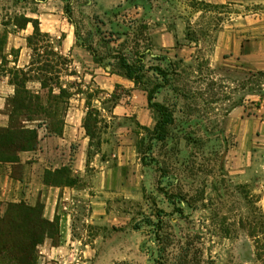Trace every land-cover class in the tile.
<instances>
[{"label":"rangeland","instance_id":"rangeland-1","mask_svg":"<svg viewBox=\"0 0 264 264\" xmlns=\"http://www.w3.org/2000/svg\"><path fill=\"white\" fill-rule=\"evenodd\" d=\"M20 17L38 20L42 32L55 26L49 35L57 48L70 28L71 44L82 50L74 56L80 73L60 82L81 83L83 93L72 88L57 118L80 101L86 108V92L96 94L92 105L108 116L111 95L134 110L97 126L98 138L106 140L100 158L116 163L112 151L127 147L136 177L126 195L105 199L104 225L88 222L96 193L94 139L81 181L90 196L73 204L77 258L83 264H253L254 246L240 222L253 219L256 208L264 212V131L248 135L249 118L264 100V0H0V94L7 69L31 59L26 38L33 26L17 28L13 21ZM85 45L103 58L100 64ZM243 46L252 54L239 59ZM140 56V82L115 84L105 95L98 81L106 73L123 76L120 58L131 63ZM153 88V101L173 114L163 141L152 135L159 119L147 102ZM0 111H7L1 99ZM34 119L51 122L43 114ZM24 120L18 116L14 124ZM5 208L0 205L2 213Z\"/></svg>","mask_w":264,"mask_h":264},{"label":"trees","instance_id":"trees-1","mask_svg":"<svg viewBox=\"0 0 264 264\" xmlns=\"http://www.w3.org/2000/svg\"><path fill=\"white\" fill-rule=\"evenodd\" d=\"M44 2L45 0H39ZM206 7H216L205 3ZM68 20L72 22L71 17L66 13ZM28 23H32V33L27 36L26 44L31 50V59L29 64L19 67L16 64L7 69L8 81L14 86V94L11 98V111L9 114L8 127L0 131V162H14L18 160L17 154L21 151H32L37 148L38 131L41 125L36 127H25L14 124L18 116H24L27 121H33L34 118L43 114L51 122L46 124L48 133L62 135L63 118H57L60 105H67L73 96L72 88L77 92L83 93L82 84L76 81L63 86L60 78L64 75H77L76 71L71 69V59L67 55L60 53L56 45L51 40L49 34L44 33L39 28L38 20L27 17L15 18L13 24L19 28H26ZM76 42H77V32ZM5 44V37L0 38V52ZM85 47L94 62L100 64L102 57H98L92 46ZM139 57L134 62H127L124 58L119 59V66L122 69L123 76L138 84L142 79L143 63ZM2 58V57H1ZM4 60V57L2 58ZM161 74V69L156 68ZM264 75V72H259ZM36 81L40 89L45 91V98L40 92H34L27 87V83ZM101 91V90H100ZM155 89L147 93V102L150 108H153L159 114L152 135L158 141H163L167 135V127L173 123V114L169 108L159 102H154ZM86 95V113L83 119V128L89 138L88 158L92 154V145L97 136V126L106 118L101 111L92 105V99L96 94L89 92ZM112 104L116 103V97L110 96ZM259 106L257 105V108ZM112 117V116H111ZM102 142L106 140H97L98 151ZM44 183L50 186H68L72 187L79 184V179L71 176V169L68 166L44 171ZM1 205V203H0ZM257 209L255 217L251 220H241V227L246 229L254 246L253 264H264V212ZM43 206L37 203L35 206H29L25 202L8 203L5 211L0 209V264H37L36 247L45 238H55L57 234L58 217L53 220H47L42 215Z\"/></svg>","mask_w":264,"mask_h":264},{"label":"crops","instance_id":"crops-1","mask_svg":"<svg viewBox=\"0 0 264 264\" xmlns=\"http://www.w3.org/2000/svg\"><path fill=\"white\" fill-rule=\"evenodd\" d=\"M39 28L41 23H39ZM59 25V24H58ZM64 30V27L59 26ZM40 30H42L40 28ZM56 27L46 29L44 33L54 34ZM66 36L58 44V50L63 55L74 58L75 54L81 55V49L73 47L71 44L74 34L70 28L66 30ZM247 46L242 47V52L238 54L239 59L252 54L248 51ZM93 61V60H92ZM24 62L23 66L29 64ZM94 62V61H93ZM72 69L76 73H80L82 68L74 58L72 61ZM93 81H97L98 76L95 74L100 67L93 69ZM105 80H99L100 88L104 90V94L109 96L114 89L115 84L129 83L130 81L123 78L122 75L109 74ZM127 81V82H126ZM31 82V81H30ZM36 82V81H32ZM38 83V82H36ZM5 84V83H4ZM5 91L0 94L1 102L7 107L6 113L0 111V131L8 127L9 114L11 111V98L14 94V86L6 82ZM28 87V85H27ZM29 88V87H28ZM30 89V88H29ZM40 86L36 87V91L40 92ZM33 91V90H32ZM106 119L119 117L121 114L127 115L133 113L134 110L128 105L120 103L112 104L107 110L111 116L105 112V108H98ZM145 111H148L144 108ZM105 112V113H104ZM86 108L82 101L76 105L69 106L64 117L62 135L48 133L46 124L37 128L38 143L37 148L32 151H21L17 154L18 160L14 162H0V203L6 205L8 203L25 202L29 206H35L37 203L42 204V215L47 220H53L58 217L57 234L55 238H45L36 247L37 264H83L80 258H77V242L74 239V211L73 204L79 200L86 199L89 195L86 187L81 186L86 176V161L88 158L89 138L83 128V119ZM252 119V120H251ZM249 120L252 128L248 135L250 137H258V131H264V100L261 101L255 114ZM241 121H244L241 118ZM25 127H36L35 120L22 122ZM105 146L110 145L104 143ZM115 148L111 157H117L116 163H111L112 159L108 157L101 159L100 153L104 151V146L100 147V151H96L93 157L94 175L92 177V189L96 191L95 195H91V212L88 222L95 225H104L105 216V199L111 194H127L135 182L136 173L134 168L130 167L129 158H127V147L121 150ZM129 148V147H128ZM62 166H68L71 169V176L79 179V184L68 186H50L44 183V171L46 169H57ZM73 247V248H72Z\"/></svg>","mask_w":264,"mask_h":264}]
</instances>
